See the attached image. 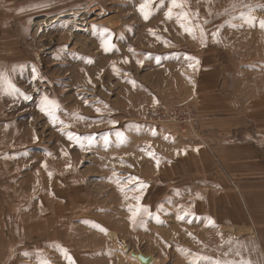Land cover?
<instances>
[{
  "label": "rangeland",
  "instance_id": "rangeland-1",
  "mask_svg": "<svg viewBox=\"0 0 264 264\" xmlns=\"http://www.w3.org/2000/svg\"><path fill=\"white\" fill-rule=\"evenodd\" d=\"M145 2L0 0V264H264L237 186L264 143V0ZM235 118L207 162L204 127Z\"/></svg>",
  "mask_w": 264,
  "mask_h": 264
},
{
  "label": "crops",
  "instance_id": "crops-1",
  "mask_svg": "<svg viewBox=\"0 0 264 264\" xmlns=\"http://www.w3.org/2000/svg\"><path fill=\"white\" fill-rule=\"evenodd\" d=\"M234 121H235L234 126L225 125L223 128L220 127L221 128L220 130L215 128L216 130L220 131V133H217V135H213V132H210V130H211L210 124L207 125L206 127H204L205 130L208 131V133H206L207 135L205 136V141H201V142H204L206 144L205 147L210 146L211 149L208 150V152H206L207 154H201V155L206 157L207 162L209 161L210 158L211 159L213 158V160H216V158L214 156L213 157L210 156L209 151L211 152V154L217 155V159L220 160L219 155L222 154L224 149L227 150L229 147L228 145L225 146V144H222L226 135L232 134L234 129H236V131L243 129V126H244L243 120H239V118H235ZM243 130H245V129H243ZM211 133H212V135H211ZM208 134H210V135H208ZM235 134H237V132ZM224 135H225V137H224ZM224 141H226V140H224ZM233 142L234 141H232V145H230L229 151H231L233 153H237V155H238V154H240V152L243 151V149L245 147H244V145H240L238 142L237 143H235V142L233 143ZM196 145H197L196 150L198 153L205 150L204 146H202L200 144L199 145L196 144ZM253 150H255L253 153V158H254L253 160L255 161V167H254L255 176H254V178H252L248 181V180H246V176L244 177L243 174H240L237 186L239 187L238 189L240 191L241 197L243 198V200L245 201V203L247 205L248 214L253 218L254 229L256 232V241H257V244L259 245L260 250L262 251V253H261L262 257L264 258V143L263 142L261 143V145L259 146V149L253 148ZM256 150H258V151H256ZM223 154L226 155L225 153H223ZM242 157H243V154H242ZM221 161H222V159H221ZM201 162H203L202 159H201ZM196 163H197L196 169H197V173H198L199 170H201V166L199 165L198 161ZM209 166H210V164H209ZM220 173L224 177L225 173L224 172H220ZM227 174L231 175L229 170H228ZM212 177L213 176H210V178H207V180H206L205 177L202 178L201 175H198V180L202 181V182H206V184H208L207 188H211L212 191H214L212 188L213 185H217V187L221 188L222 177L217 176V178H213V179H212ZM211 180H214L215 183L214 184L211 183ZM208 195L210 196L211 193L208 192ZM212 196H214L213 199L212 198L208 199V202H210V203L216 202L217 203L220 201V199L217 200L215 198L216 196H219V193L214 191V195H212Z\"/></svg>",
  "mask_w": 264,
  "mask_h": 264
},
{
  "label": "snow or ice",
  "instance_id": "snow-or-ice-1",
  "mask_svg": "<svg viewBox=\"0 0 264 264\" xmlns=\"http://www.w3.org/2000/svg\"><path fill=\"white\" fill-rule=\"evenodd\" d=\"M173 4L175 5V0H173ZM148 2L146 0V2L144 4L141 5L140 7V10L142 11V13H144L145 15V18H147V13L144 12V9H146L148 7ZM171 13V9L169 10V14ZM261 26L264 27V22H261ZM186 31H188L186 29ZM189 34H191L189 32ZM215 35V34H214ZM102 47L104 49L105 52L109 51L110 48H111V44L109 43V41L105 40L103 43H102ZM131 51V50H130ZM124 63H127L128 61L125 60L123 61ZM139 63V62H138ZM89 83H91V81H89ZM39 111L41 113H43L45 116H48L50 118V121L55 123L56 121V117H55V110L56 108L58 107L54 101H51L49 100L48 97H42L41 100H40V104H39ZM97 112H99V109H97ZM70 140L72 139L71 136L68 137ZM36 138L34 137V140ZM136 213L134 212L133 213V218L135 217ZM178 219H183V217H178Z\"/></svg>",
  "mask_w": 264,
  "mask_h": 264
},
{
  "label": "water",
  "instance_id": "water-1",
  "mask_svg": "<svg viewBox=\"0 0 264 264\" xmlns=\"http://www.w3.org/2000/svg\"><path fill=\"white\" fill-rule=\"evenodd\" d=\"M129 256L140 264H153V255H144L141 251H138V253L131 251Z\"/></svg>",
  "mask_w": 264,
  "mask_h": 264
},
{
  "label": "built area",
  "instance_id": "built-area-1",
  "mask_svg": "<svg viewBox=\"0 0 264 264\" xmlns=\"http://www.w3.org/2000/svg\"><path fill=\"white\" fill-rule=\"evenodd\" d=\"M155 113H156V111H155ZM157 115H159V114L157 113Z\"/></svg>",
  "mask_w": 264,
  "mask_h": 264
},
{
  "label": "bare ground",
  "instance_id": "bare-ground-1",
  "mask_svg": "<svg viewBox=\"0 0 264 264\" xmlns=\"http://www.w3.org/2000/svg\"><path fill=\"white\" fill-rule=\"evenodd\" d=\"M65 97V96H64Z\"/></svg>",
  "mask_w": 264,
  "mask_h": 264
}]
</instances>
